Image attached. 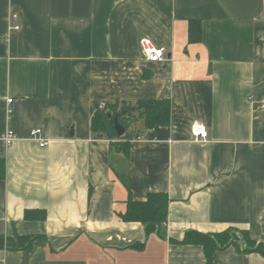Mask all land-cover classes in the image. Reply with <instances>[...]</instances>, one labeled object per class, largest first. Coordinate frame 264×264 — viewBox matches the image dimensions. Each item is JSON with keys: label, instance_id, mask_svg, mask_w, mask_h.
I'll return each instance as SVG.
<instances>
[{"label": "crops", "instance_id": "0c3cea01", "mask_svg": "<svg viewBox=\"0 0 264 264\" xmlns=\"http://www.w3.org/2000/svg\"><path fill=\"white\" fill-rule=\"evenodd\" d=\"M145 37L166 59H146ZM163 98L171 123L134 122L128 155L95 138V101ZM194 122L206 142L193 141ZM0 160V234L36 237L0 249V264H207L202 246L180 243L189 230L264 242V0H0ZM151 192L170 203L148 235L120 214ZM213 264L264 255L230 246Z\"/></svg>", "mask_w": 264, "mask_h": 264}, {"label": "trees", "instance_id": "16d2710c", "mask_svg": "<svg viewBox=\"0 0 264 264\" xmlns=\"http://www.w3.org/2000/svg\"><path fill=\"white\" fill-rule=\"evenodd\" d=\"M202 39V25L198 20H191L189 24V43H196ZM171 101L169 99H142L137 101H95L91 119V129L95 138H107L111 142V151L119 150L129 154V142L141 135V130L133 123L142 120L144 128L167 126L171 123ZM126 128L119 136L115 126V118ZM0 178L4 177V162L0 160ZM170 198L167 193L151 192L144 200H135L129 196L126 201V211L120 214L127 222H141L145 225L147 234L160 232L168 220ZM26 211V217L45 218V211H38L32 215ZM36 237L21 236L18 239L5 237L0 234V249H30ZM180 243L194 244L203 247L207 264H213L214 254L230 246H235L239 252H258L264 255V242H257L245 229L229 227L225 230L204 233L189 230Z\"/></svg>", "mask_w": 264, "mask_h": 264}, {"label": "built area", "instance_id": "2783aa9c", "mask_svg": "<svg viewBox=\"0 0 264 264\" xmlns=\"http://www.w3.org/2000/svg\"><path fill=\"white\" fill-rule=\"evenodd\" d=\"M17 14H13L12 18H16ZM20 25H10V30H20ZM141 46L144 52V55L148 61L158 62L166 59V48L164 46L155 45L149 38L145 37L141 40ZM9 105L12 103L13 99H9ZM104 106V102H100V107ZM12 109L9 107V113ZM191 135L193 141L195 142H206L209 139V130L208 127L199 122H194L191 125ZM30 137L36 140L40 146H46L48 140L43 137V131L41 128H34L30 132ZM17 139V135L13 129H8L5 134L4 140L6 144L10 145Z\"/></svg>", "mask_w": 264, "mask_h": 264}, {"label": "water", "instance_id": "95a60500", "mask_svg": "<svg viewBox=\"0 0 264 264\" xmlns=\"http://www.w3.org/2000/svg\"><path fill=\"white\" fill-rule=\"evenodd\" d=\"M115 126H116V130L119 136H122L125 133V126L123 124H121L117 117L115 118Z\"/></svg>", "mask_w": 264, "mask_h": 264}]
</instances>
